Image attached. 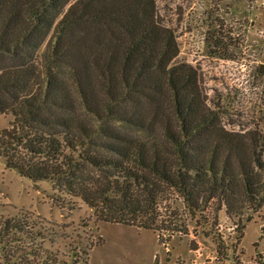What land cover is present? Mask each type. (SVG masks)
<instances>
[{
    "label": "trees",
    "instance_id": "trees-1",
    "mask_svg": "<svg viewBox=\"0 0 264 264\" xmlns=\"http://www.w3.org/2000/svg\"><path fill=\"white\" fill-rule=\"evenodd\" d=\"M161 8L0 0V114L12 117L0 156L81 200L97 220L159 238L186 230L158 211L173 196L192 214L215 205L248 222L264 211L263 137L228 95H207ZM210 12L200 20L205 55L233 59L236 47ZM249 69L263 76L261 65Z\"/></svg>",
    "mask_w": 264,
    "mask_h": 264
},
{
    "label": "rangeland",
    "instance_id": "rangeland-1",
    "mask_svg": "<svg viewBox=\"0 0 264 264\" xmlns=\"http://www.w3.org/2000/svg\"><path fill=\"white\" fill-rule=\"evenodd\" d=\"M158 2L177 23L180 58L198 69L207 95H228L234 113L247 115L246 124L257 127L264 144L263 0ZM207 12L236 47L233 59L205 55L200 20ZM258 64L263 76L255 80L249 68ZM11 119L0 114V130ZM175 198L158 211L186 230H162L159 238L152 229L97 220L81 200L21 176L0 156V264H264L263 210H249L247 222L246 215H228L215 205L192 214ZM237 222L244 225L241 234Z\"/></svg>",
    "mask_w": 264,
    "mask_h": 264
},
{
    "label": "built area",
    "instance_id": "built-area-1",
    "mask_svg": "<svg viewBox=\"0 0 264 264\" xmlns=\"http://www.w3.org/2000/svg\"><path fill=\"white\" fill-rule=\"evenodd\" d=\"M262 3H263V5H264V0H263V2H262Z\"/></svg>",
    "mask_w": 264,
    "mask_h": 264
}]
</instances>
